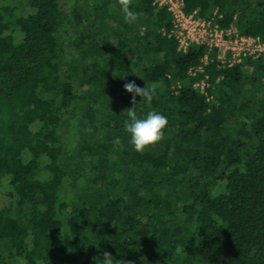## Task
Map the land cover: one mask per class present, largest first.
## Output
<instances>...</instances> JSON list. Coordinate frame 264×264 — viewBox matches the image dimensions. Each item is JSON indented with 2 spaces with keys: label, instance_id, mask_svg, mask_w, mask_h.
<instances>
[{
  "label": "trees",
  "instance_id": "16d2710c",
  "mask_svg": "<svg viewBox=\"0 0 264 264\" xmlns=\"http://www.w3.org/2000/svg\"><path fill=\"white\" fill-rule=\"evenodd\" d=\"M180 1L264 41V0ZM130 7L135 23L119 0H0V264H264L263 57L204 65L166 8ZM131 81L156 88L138 114L168 118L143 152Z\"/></svg>",
  "mask_w": 264,
  "mask_h": 264
},
{
  "label": "built area",
  "instance_id": "2783aa9c",
  "mask_svg": "<svg viewBox=\"0 0 264 264\" xmlns=\"http://www.w3.org/2000/svg\"><path fill=\"white\" fill-rule=\"evenodd\" d=\"M158 8H166L173 19V33L178 42V50L185 52L190 45L202 46L207 53L202 63H208V53L214 52L221 67L240 64L246 57H263L264 41L259 37L240 36L236 29H222L196 15H186L180 0H154ZM199 67L198 71H202ZM191 74L193 73L190 72ZM205 82L196 84L204 93Z\"/></svg>",
  "mask_w": 264,
  "mask_h": 264
},
{
  "label": "clouds",
  "instance_id": "9594fccd",
  "mask_svg": "<svg viewBox=\"0 0 264 264\" xmlns=\"http://www.w3.org/2000/svg\"><path fill=\"white\" fill-rule=\"evenodd\" d=\"M119 11L123 19L128 23H135L138 19L139 14L130 7V0H119ZM124 90L131 94V103L133 105L123 110L127 118L125 131L128 136V142L134 151L143 152L146 148L156 144L163 138L168 118L155 110H149L143 115L138 114L136 110L137 96L148 105H151L156 95L155 87H140L134 81H131L124 84ZM117 142H119L118 139ZM102 259L103 264H113V257L108 253H105Z\"/></svg>",
  "mask_w": 264,
  "mask_h": 264
},
{
  "label": "rangeland",
  "instance_id": "374dc122",
  "mask_svg": "<svg viewBox=\"0 0 264 264\" xmlns=\"http://www.w3.org/2000/svg\"><path fill=\"white\" fill-rule=\"evenodd\" d=\"M65 0H63V2H64ZM75 1L76 0H73V2L75 3ZM132 1V0H131ZM73 7H74V5H73V3L72 2H70V1H66L64 4H63V9L67 12V13H69V12H71L72 10H73ZM110 23H112L111 24V26H113V22H111V21H109V24ZM5 188H6V186L5 185H2V186H0V205L1 206H5V205H7V204H9L10 202H11V198L10 197H7L6 199H5V195L7 194V191L5 190Z\"/></svg>",
  "mask_w": 264,
  "mask_h": 264
}]
</instances>
